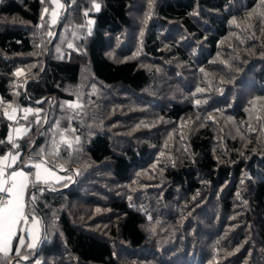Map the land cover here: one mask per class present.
<instances>
[{"label": "trees", "instance_id": "obj_1", "mask_svg": "<svg viewBox=\"0 0 264 264\" xmlns=\"http://www.w3.org/2000/svg\"><path fill=\"white\" fill-rule=\"evenodd\" d=\"M46 5L0 0V140L39 108L14 150L69 175L11 264H264V0Z\"/></svg>", "mask_w": 264, "mask_h": 264}, {"label": "snow or ice", "instance_id": "obj_2", "mask_svg": "<svg viewBox=\"0 0 264 264\" xmlns=\"http://www.w3.org/2000/svg\"><path fill=\"white\" fill-rule=\"evenodd\" d=\"M94 7L97 10L99 9V5H94ZM11 118L9 117V119ZM17 131L20 130L17 129ZM6 142L11 144L12 148L8 153L0 154V194H3L0 195V254H2L0 256V264H11L10 254L13 252L12 240L16 237L22 223L28 225L31 222L30 229H20L27 231L29 235H31L32 230L38 231L39 221L36 216H29L25 212V208L29 203L35 200V196L28 193V189L30 186L36 188L46 175H52L51 170L46 167L47 162L43 159L39 163L31 165L32 168L36 169L35 173L25 172L22 169L18 170L16 165L23 161L21 160L20 152L13 150L20 148V145L14 143L11 136H9L7 141L0 140V144ZM68 146L71 147L70 142ZM28 159L31 160L32 157L29 156ZM23 163L25 167L29 166L26 162ZM42 166L44 167L42 168ZM28 195L31 196V201L25 199ZM19 239L22 240L24 237H19ZM28 247L32 248L34 245L29 244ZM15 254L20 255L21 259H27L26 256L20 254L19 246L15 248Z\"/></svg>", "mask_w": 264, "mask_h": 264}, {"label": "rangeland", "instance_id": "obj_3", "mask_svg": "<svg viewBox=\"0 0 264 264\" xmlns=\"http://www.w3.org/2000/svg\"><path fill=\"white\" fill-rule=\"evenodd\" d=\"M67 1H68V3L72 2V0H45V4H47V5L44 8L42 13H43V17H45L46 15L48 16V20H49L50 25L53 26L59 22L61 15L63 13L62 10L64 9V4ZM63 34H64L63 36H65V33H63ZM19 75L21 76V73H19ZM26 110H30V111H26ZM5 113H7V115H5L6 118L11 122L9 131H8V135H7V140L9 138V136H11L12 141L17 144V140L21 139L23 136L26 135V133L32 127L33 123L38 122V120H39L38 114L40 113V109L37 107L30 106V105H28L24 109L21 107H17V106L12 105L9 108H7ZM29 115H32V120L29 121L30 123L26 124L22 120L27 119V117ZM9 117H12V118L9 119ZM17 129H19L20 131H17ZM13 151H15V150H13ZM36 163H39V162H36ZM28 165L31 166L32 164H28ZM43 167L44 166H42V168ZM46 167L49 170H51L52 175H50V176L46 175L44 180L41 181V183H59V182L65 181L66 179L69 178V175L62 172L61 170L54 169V168L48 166L47 164H46ZM16 168L18 170L22 169L23 171H25L23 167H16ZM35 171H36V169L33 168L32 173H35ZM26 197H25V199H26ZM37 220L39 221L38 218H37ZM30 228H31V222H29L28 225H24L23 223L20 225V229H30ZM20 231H21L20 237H24V239H22V240L19 239V245H22L23 243H26L27 246L29 244H33L34 247L38 245L39 238L41 235L40 222H39L38 231L32 230L31 235H29V233L27 231H22V230H20Z\"/></svg>", "mask_w": 264, "mask_h": 264}, {"label": "water", "instance_id": "obj_4", "mask_svg": "<svg viewBox=\"0 0 264 264\" xmlns=\"http://www.w3.org/2000/svg\"><path fill=\"white\" fill-rule=\"evenodd\" d=\"M65 13H66V8H64V10H63V13H62V15H61V18H60V20H59V23H58V26H57V29L56 30H58V28H59V26H60V24H61V22H62V20H63V18H64V15H65ZM55 37V36H54ZM53 37V38H54ZM47 54V53H46ZM62 172H64V173H67L68 171L67 170H63ZM73 180H75V178L73 179ZM43 236V228H42V230H41V237Z\"/></svg>", "mask_w": 264, "mask_h": 264}, {"label": "crops", "instance_id": "obj_5", "mask_svg": "<svg viewBox=\"0 0 264 264\" xmlns=\"http://www.w3.org/2000/svg\"><path fill=\"white\" fill-rule=\"evenodd\" d=\"M19 230V229H18ZM18 232V231H17ZM14 239V238H13ZM12 242H13V240H12Z\"/></svg>", "mask_w": 264, "mask_h": 264}, {"label": "built area", "instance_id": "obj_6", "mask_svg": "<svg viewBox=\"0 0 264 264\" xmlns=\"http://www.w3.org/2000/svg\"><path fill=\"white\" fill-rule=\"evenodd\" d=\"M0 195H3V194H0Z\"/></svg>", "mask_w": 264, "mask_h": 264}]
</instances>
